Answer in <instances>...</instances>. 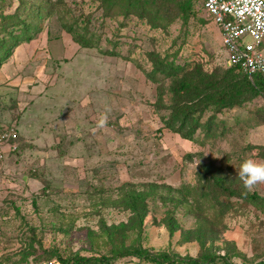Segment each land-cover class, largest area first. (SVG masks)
I'll return each mask as SVG.
<instances>
[{"label": "rangeland", "instance_id": "rangeland-1", "mask_svg": "<svg viewBox=\"0 0 264 264\" xmlns=\"http://www.w3.org/2000/svg\"><path fill=\"white\" fill-rule=\"evenodd\" d=\"M26 1L53 12L0 66V131H18L16 151L0 162V264L128 248L170 257L214 251L232 264H264V183L248 191L238 175L245 159L264 162V96L207 109L188 140L163 122L174 78L145 73L149 52L180 51V62L223 75L230 64L213 21L203 11L205 23L190 18L184 41L181 21L153 28L108 13L101 0ZM17 4L0 0V9L12 13ZM64 24L90 45L76 43ZM207 174L243 195L213 191L201 179ZM132 190L148 194L144 215L121 203ZM114 264L153 263L128 256Z\"/></svg>", "mask_w": 264, "mask_h": 264}, {"label": "trees", "instance_id": "trees-1", "mask_svg": "<svg viewBox=\"0 0 264 264\" xmlns=\"http://www.w3.org/2000/svg\"><path fill=\"white\" fill-rule=\"evenodd\" d=\"M101 3L109 10L108 13L113 10L114 14H122L125 17L132 15L145 20L153 28L166 29L172 23L181 21V25L185 27V30L181 32L184 41L187 37L186 25L190 18H196L197 21L205 23L204 19L198 16L199 12H204L200 0H101ZM26 4L29 5V12L26 11L28 6L24 8ZM44 5L45 3L39 2L37 6H33V2L18 0L12 13H6L0 9V66L8 59L13 47L30 41L41 29V21L53 12V7L47 8ZM63 28L67 29L72 39L80 46L90 45V42L67 24H64ZM110 53L114 54V52ZM179 53L180 51H176L173 55H161L159 52H149L147 55L152 63V69L145 73L154 80H157L156 74L174 78V84L171 87L170 113L168 118H163V122L164 126L178 133L182 138L193 140L196 130L201 126L200 117L207 109L216 107V110H220L241 106L255 96H264V72L256 73L250 78L237 65H229L223 75L209 74L204 72L198 64L190 66L191 62L188 60L180 62L177 58ZM162 94L163 92L160 91L158 102L161 104ZM178 122L179 126L176 125ZM185 125H187L186 128ZM205 131L207 134L212 131L210 124L206 125ZM201 179L206 180L208 185L215 186L213 191L219 194L243 195L236 187L226 184L222 176L207 174L201 175ZM146 196L148 194L132 190L121 197V203L136 216L144 215L147 212ZM244 196L249 199H262L256 193H245ZM114 253L112 256L64 257L55 251V261L51 264H114L118 259L128 256L153 264H217L218 262L232 264L229 256L214 251L204 252L196 257H170L137 248H128Z\"/></svg>", "mask_w": 264, "mask_h": 264}, {"label": "built area", "instance_id": "built-area-1", "mask_svg": "<svg viewBox=\"0 0 264 264\" xmlns=\"http://www.w3.org/2000/svg\"><path fill=\"white\" fill-rule=\"evenodd\" d=\"M204 13L218 27L230 65L250 78L264 72V0H200ZM18 131H0V162L15 152ZM97 264V263H86Z\"/></svg>", "mask_w": 264, "mask_h": 264}, {"label": "clouds", "instance_id": "clouds-1", "mask_svg": "<svg viewBox=\"0 0 264 264\" xmlns=\"http://www.w3.org/2000/svg\"><path fill=\"white\" fill-rule=\"evenodd\" d=\"M107 123V116L102 115L98 126L104 127ZM240 179L243 181L244 188L251 191L256 185L264 183V162L253 159H245L238 171Z\"/></svg>", "mask_w": 264, "mask_h": 264}]
</instances>
